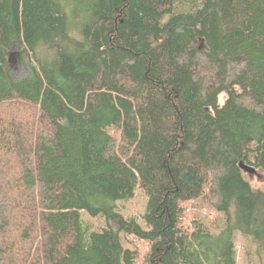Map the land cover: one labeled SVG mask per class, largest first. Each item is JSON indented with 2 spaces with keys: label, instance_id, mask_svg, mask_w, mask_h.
Returning <instances> with one entry per match:
<instances>
[{
  "label": "trees",
  "instance_id": "obj_1",
  "mask_svg": "<svg viewBox=\"0 0 264 264\" xmlns=\"http://www.w3.org/2000/svg\"><path fill=\"white\" fill-rule=\"evenodd\" d=\"M241 162L264 174V0H0V264H137L121 235L142 264H238L236 234L264 264ZM137 188L147 230L114 211Z\"/></svg>",
  "mask_w": 264,
  "mask_h": 264
},
{
  "label": "rangeland",
  "instance_id": "obj_2",
  "mask_svg": "<svg viewBox=\"0 0 264 264\" xmlns=\"http://www.w3.org/2000/svg\"><path fill=\"white\" fill-rule=\"evenodd\" d=\"M15 52H19L17 48H14ZM19 59V57H18ZM10 73L12 77L16 80L25 78L29 75V69L27 65L20 64L18 61L17 65H13L10 69ZM223 99L221 98V104ZM248 180L250 181L251 185L254 189L264 191V174L261 172H257L256 176L250 177L248 174ZM148 206V198L144 195L143 191L140 188H137L133 198L120 202L116 209L114 210L115 213L119 214L123 219H135L137 222L144 228L148 229L146 226L145 215L147 212ZM189 211V219L193 217L200 216L203 218L206 225L209 226V229L212 233H216V229L213 228L212 223L213 221H221L219 220L218 215L215 212L208 210H202V213L199 215V210H194L193 206L190 208ZM106 217L100 216L96 218L90 217L87 213L82 214V222L85 227H89L91 231H100L106 227L107 221ZM222 222H219V227L221 226ZM111 225L118 229L119 221H112ZM123 245L125 249L131 250H138L140 253V258L137 259V264H142V258L144 257L145 253L148 249V244L144 241H141L134 236H125L121 235ZM235 246L237 251V260L238 264H250L252 261L254 264H259V257H257L256 246L250 240L246 239L240 234H236L235 236Z\"/></svg>",
  "mask_w": 264,
  "mask_h": 264
},
{
  "label": "water",
  "instance_id": "obj_3",
  "mask_svg": "<svg viewBox=\"0 0 264 264\" xmlns=\"http://www.w3.org/2000/svg\"><path fill=\"white\" fill-rule=\"evenodd\" d=\"M201 48H205L204 44L201 45ZM18 57H19V52L13 51L11 56H10V58H9V69H11L13 67V65H17L18 64ZM240 167L250 177H253V176L257 175V170H255L254 168L248 166L244 162L240 163Z\"/></svg>",
  "mask_w": 264,
  "mask_h": 264
},
{
  "label": "bare ground",
  "instance_id": "obj_4",
  "mask_svg": "<svg viewBox=\"0 0 264 264\" xmlns=\"http://www.w3.org/2000/svg\"><path fill=\"white\" fill-rule=\"evenodd\" d=\"M239 167H240V164H239ZM241 168V167H240ZM242 170V169H241ZM243 171V170H242ZM244 172V171H243ZM247 174V173H246Z\"/></svg>",
  "mask_w": 264,
  "mask_h": 264
}]
</instances>
